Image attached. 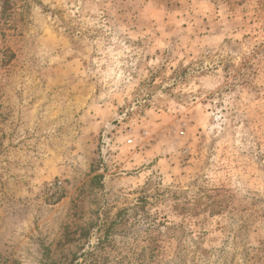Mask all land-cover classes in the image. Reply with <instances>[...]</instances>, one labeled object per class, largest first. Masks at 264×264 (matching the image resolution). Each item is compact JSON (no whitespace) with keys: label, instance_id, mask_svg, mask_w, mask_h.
<instances>
[{"label":"rangeland","instance_id":"obj_1","mask_svg":"<svg viewBox=\"0 0 264 264\" xmlns=\"http://www.w3.org/2000/svg\"><path fill=\"white\" fill-rule=\"evenodd\" d=\"M0 264H264V0H0Z\"/></svg>","mask_w":264,"mask_h":264}]
</instances>
